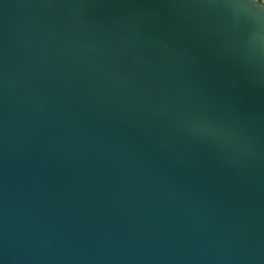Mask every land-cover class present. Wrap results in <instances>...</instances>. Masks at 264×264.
Wrapping results in <instances>:
<instances>
[{
    "label": "water",
    "instance_id": "obj_1",
    "mask_svg": "<svg viewBox=\"0 0 264 264\" xmlns=\"http://www.w3.org/2000/svg\"><path fill=\"white\" fill-rule=\"evenodd\" d=\"M0 264H264L260 0H0Z\"/></svg>",
    "mask_w": 264,
    "mask_h": 264
},
{
    "label": "snow or ice",
    "instance_id": "obj_2",
    "mask_svg": "<svg viewBox=\"0 0 264 264\" xmlns=\"http://www.w3.org/2000/svg\"><path fill=\"white\" fill-rule=\"evenodd\" d=\"M261 4L264 5V0H260Z\"/></svg>",
    "mask_w": 264,
    "mask_h": 264
}]
</instances>
